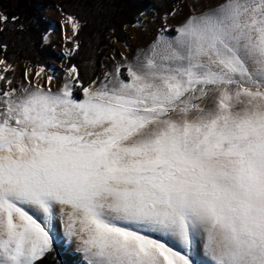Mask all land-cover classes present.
I'll return each mask as SVG.
<instances>
[{
  "label": "snow or ice",
  "instance_id": "obj_1",
  "mask_svg": "<svg viewBox=\"0 0 264 264\" xmlns=\"http://www.w3.org/2000/svg\"><path fill=\"white\" fill-rule=\"evenodd\" d=\"M64 26L71 55L82 25ZM175 33L102 80L73 65L57 90L44 67L5 87L0 59V264H43L57 219L87 264H195L199 245L264 264V0H220Z\"/></svg>",
  "mask_w": 264,
  "mask_h": 264
},
{
  "label": "trees",
  "instance_id": "obj_2",
  "mask_svg": "<svg viewBox=\"0 0 264 264\" xmlns=\"http://www.w3.org/2000/svg\"><path fill=\"white\" fill-rule=\"evenodd\" d=\"M13 0H1L0 6L14 22L3 24L0 31V55L10 62L18 59L32 66H49L50 60L60 61L61 55L44 42L52 23L45 19L39 8L53 6L47 0H18L16 9ZM182 0H61L60 8L66 15H73L81 22L78 33L79 49L69 57L67 66H76L85 84L96 80L102 67V59L112 46V40L125 43L128 40L126 27L135 25L139 16L154 6L158 18L171 14ZM68 45H70L68 43ZM77 97L82 94L76 93ZM75 256L55 248L43 264H76Z\"/></svg>",
  "mask_w": 264,
  "mask_h": 264
},
{
  "label": "rangeland",
  "instance_id": "obj_3",
  "mask_svg": "<svg viewBox=\"0 0 264 264\" xmlns=\"http://www.w3.org/2000/svg\"><path fill=\"white\" fill-rule=\"evenodd\" d=\"M47 1L53 2V6L39 8L43 12L45 19L52 23L50 31L44 37V42L46 45H51L61 55L62 60H50L49 66L44 67L46 72L42 74V77L46 79L48 75L53 76V90H57L63 87L64 83L70 79L67 72L69 68L67 62L76 50L71 55L69 54L74 48V45L67 40V36L71 34L70 28L67 26L62 28V23L67 15L60 8L61 0ZM11 3L12 8L16 9L18 0H13ZM219 3L220 0H182L175 5L171 14L163 15L162 19L158 18L157 9L154 6L150 7L139 16L135 25L126 27L128 40L125 43L112 40L111 48L108 49V52L102 59L99 80H102L106 73H113L115 71V65L118 61L122 60V57H127L129 60L135 59L137 52L147 49L161 35L169 39L173 38L176 35L175 29L187 18L208 12L217 7ZM48 10L50 14H48ZM0 15L6 16L1 6ZM165 17H167L166 20ZM164 27H167L168 31H162ZM0 59L5 60L2 55H0ZM6 62L13 66L14 71L5 74L13 81L12 85H6L5 87H15L18 90L28 86L27 81L24 79L25 72L27 71L29 79H32L34 72L40 68L39 66H32L28 61L21 59H18L15 63ZM43 79H40L39 82L43 83ZM52 234L55 237L53 250L55 248H63L65 253H70L75 256L76 264H87L84 254L78 250L77 243L74 240L70 242L65 236L63 224L59 219L53 222ZM192 259L195 264H212L211 260L205 255L202 245L194 248Z\"/></svg>",
  "mask_w": 264,
  "mask_h": 264
},
{
  "label": "bare ground",
  "instance_id": "obj_4",
  "mask_svg": "<svg viewBox=\"0 0 264 264\" xmlns=\"http://www.w3.org/2000/svg\"><path fill=\"white\" fill-rule=\"evenodd\" d=\"M48 14H50V11L48 10ZM63 28V27H62Z\"/></svg>",
  "mask_w": 264,
  "mask_h": 264
}]
</instances>
